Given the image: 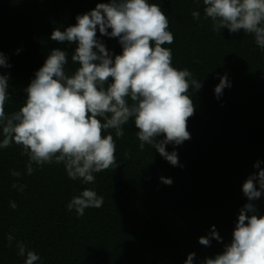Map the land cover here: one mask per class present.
<instances>
[{
  "label": "trees",
  "instance_id": "16d2710c",
  "mask_svg": "<svg viewBox=\"0 0 264 264\" xmlns=\"http://www.w3.org/2000/svg\"><path fill=\"white\" fill-rule=\"evenodd\" d=\"M101 2L107 0H0V52L11 64L0 68V74H9L6 112L22 106L23 89L51 49L68 52L65 71L75 70V43L49 36L54 28L74 25L76 15ZM149 3L159 5L169 21L174 39L162 46L171 49L173 66L187 68L202 82L188 93L194 105L186 121L190 139L175 146L183 167L172 166L150 145L139 150L131 120L120 138L113 133L117 167L93 173L89 184L68 178L62 163H33V172L26 174L27 156L19 145L0 149V264H23L17 240L38 253L37 264H183L190 252L199 261L230 242L238 211L247 202L241 185L257 171L255 161L264 168V53L243 30L213 31L202 0ZM193 10L199 18L193 19ZM96 35L114 55L120 54L118 38ZM224 74L231 87L217 99L213 89ZM165 147L173 150L171 144ZM12 171L21 175L14 177ZM161 176L172 184L162 183ZM14 182L24 185L23 191L13 188ZM84 188L94 189L103 203L77 217L66 204ZM254 204L264 215V194ZM212 225L222 240L199 244Z\"/></svg>",
  "mask_w": 264,
  "mask_h": 264
},
{
  "label": "clouds",
  "instance_id": "9594fccd",
  "mask_svg": "<svg viewBox=\"0 0 264 264\" xmlns=\"http://www.w3.org/2000/svg\"><path fill=\"white\" fill-rule=\"evenodd\" d=\"M202 4L213 31L226 28L232 34L243 30L264 53V0H202ZM191 15L197 19L200 12L193 10ZM75 20L63 30L54 28L49 36L52 41L75 43L71 61L78 66L71 74L65 71L68 52L51 49L23 89L22 106L12 112L5 111L9 74H0V149L19 145L21 155L27 156L26 174L33 172V163L38 167L62 163L68 178L89 184L94 182L93 173L117 167L113 133L120 138L123 126L131 120L139 150L150 145L172 166L183 167L175 146L190 139L186 121L194 105L188 93L190 88L199 90L202 82L187 68L174 67L171 49L162 46L174 39L165 12L149 0H107L76 15ZM97 31L118 38L120 54L106 48ZM7 61L0 52V68H10ZM228 87L227 74L219 76L213 89L215 98ZM169 144L173 145L171 152L165 147ZM261 163L254 162L257 171L241 185L247 202L238 211L230 242L221 252L199 261L190 252L183 264H264V215L254 204L264 194ZM11 175L21 173L12 171ZM159 179L172 184L171 178ZM11 186L18 191L24 188L15 182ZM102 203L103 197L94 189L84 188L66 208L79 217L86 208H100ZM9 206L17 207L13 201ZM6 238L11 244L13 236ZM212 239L222 240L215 225L198 242L208 246ZM16 247L17 255L24 257L23 264L40 260L22 241L17 240Z\"/></svg>",
  "mask_w": 264,
  "mask_h": 264
}]
</instances>
